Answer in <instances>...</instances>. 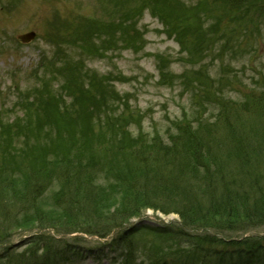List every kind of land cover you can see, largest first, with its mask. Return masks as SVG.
<instances>
[{
	"label": "trees",
	"instance_id": "obj_1",
	"mask_svg": "<svg viewBox=\"0 0 264 264\" xmlns=\"http://www.w3.org/2000/svg\"><path fill=\"white\" fill-rule=\"evenodd\" d=\"M162 5L164 13L175 9L174 20L163 16L164 30L191 57H202L211 49L214 41L209 34L222 20L238 23L253 16L261 20L264 15V0H162ZM194 23L199 34L194 32ZM101 27L93 33L95 39L107 28L108 45L119 39L122 47H142L141 38L122 27ZM67 37L69 41L72 34ZM65 60L64 71L78 88L88 73L81 66L72 70L76 62ZM227 78L221 75L218 84L209 88L204 73L186 78L194 103L199 107L206 99L217 111L204 117L197 110L191 119L184 114L183 123L174 124L176 134L168 137L169 142L157 134L131 137L128 116L114 119L109 113L103 117L112 124L99 118L96 131L89 124V132L72 143L75 153L57 150L53 165L35 155L28 159L30 169L25 171L14 172L0 164V248L31 227L104 238L144 210L153 209L178 214L180 226L119 232L106 244L107 255L123 253L125 246V254H116L124 264H136L139 257L147 260H140L143 264H264V237L240 241L224 237L264 228V90L258 97L226 98L223 84ZM228 82L232 86L229 78ZM106 94L107 108L118 110L119 98L112 92ZM54 182L59 184L50 199L46 195ZM13 228L18 232H12ZM185 229L213 234L193 235ZM136 232L153 239L135 238ZM83 251L52 236H32L21 252L2 248L0 264H56Z\"/></svg>",
	"mask_w": 264,
	"mask_h": 264
},
{
	"label": "rangeland",
	"instance_id": "obj_2",
	"mask_svg": "<svg viewBox=\"0 0 264 264\" xmlns=\"http://www.w3.org/2000/svg\"><path fill=\"white\" fill-rule=\"evenodd\" d=\"M109 2L116 5V0H0V8H8L7 11L0 10V125L7 122L9 128L6 130L9 136L4 140V150L0 155L3 167L9 166L6 163L9 155L2 156L5 155L6 147L12 153L17 151L22 136L26 138L28 148L36 159L47 155L57 157V150L69 151L72 155L75 153L72 143L89 132V124L93 131L98 130L99 118L103 119L101 122L108 119L112 124L109 118L103 117L109 113L114 119L122 115L128 116L131 137L152 138L154 134H158L162 140L169 142L168 137L176 134L174 124L183 123L186 114L191 119L196 116L197 110L204 117L217 111L206 99L201 101L202 105L199 107L194 103L191 89L185 86L188 76L197 78L204 73L209 88L217 85L216 79L224 74L232 86L227 78L223 84L226 87L223 94L231 99H240L245 94L246 98L253 95L258 97L264 90V15L261 20L253 16L250 17L251 20L245 19L238 23L222 20L218 28L209 34L214 41L211 49L202 57H191L189 52H181L177 43L165 36L163 16L174 20L175 9L164 13L162 0H146L145 4L144 0H121L123 4L119 6V11L118 7L114 11L105 8ZM140 10L138 16L133 15ZM130 17L132 21L125 29L142 38L141 49H119L116 42L108 45L106 39L110 35V29L107 28L101 29L103 35H98L97 39L94 35L85 36L84 40L89 39L95 46V51L83 54L84 65L78 63L71 69L81 66L89 76H95L80 84V89L73 86L77 82L65 73L64 65L59 60H63V54L66 53L69 60H72L73 55L76 59L80 43L74 50L66 47L59 54L63 48L60 42L66 39L59 24H78L79 27V22L87 21L101 27L109 26V21H112L114 28L113 24H121ZM53 27L57 29L53 30ZM193 27L194 32L199 34L198 24L194 23ZM30 31L36 33V38L29 44H21L18 37ZM81 46L86 47L85 44ZM53 67L60 68L61 72L57 75L50 73ZM163 70L170 79L167 83H163L160 78V71ZM42 74L48 76L44 77ZM41 78L49 79V86L44 87ZM39 90L42 94L34 101ZM25 91L31 94L26 96L27 102H33L31 106L22 100ZM106 92L122 98L118 110L107 108L104 103ZM47 95H51L52 99L44 103ZM55 101H58L57 104ZM203 109L206 111H202ZM93 119L94 124L91 123ZM57 163L61 162L57 160ZM28 166L22 163L18 168L27 170ZM53 184L55 185L51 186L46 195L50 199L59 183ZM147 212L149 211L144 210L140 215ZM153 214L155 215L154 212ZM160 215L165 221H178L175 213L164 214L160 211ZM31 228L33 230L30 233H17L11 244H17L32 233L46 231L47 234L55 235L46 229ZM17 230L13 228L12 232ZM253 232L262 234L264 229ZM195 233L201 234V231ZM134 235L135 238L153 239L150 234L136 232ZM225 235L236 238L241 233ZM70 237L67 236L66 239H71ZM82 238L79 244L84 248H98L102 243L110 241V238ZM140 244L136 246L137 249H140ZM22 249L23 247L18 248ZM121 251L126 253L125 246L121 247ZM119 253L118 250L116 254ZM140 260L147 261L144 257H139L136 264ZM60 264L121 263L92 258L87 254L84 258Z\"/></svg>",
	"mask_w": 264,
	"mask_h": 264
},
{
	"label": "water",
	"instance_id": "obj_3",
	"mask_svg": "<svg viewBox=\"0 0 264 264\" xmlns=\"http://www.w3.org/2000/svg\"><path fill=\"white\" fill-rule=\"evenodd\" d=\"M33 37V34L27 35L26 37H23L22 40L27 42Z\"/></svg>",
	"mask_w": 264,
	"mask_h": 264
}]
</instances>
